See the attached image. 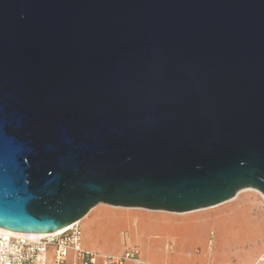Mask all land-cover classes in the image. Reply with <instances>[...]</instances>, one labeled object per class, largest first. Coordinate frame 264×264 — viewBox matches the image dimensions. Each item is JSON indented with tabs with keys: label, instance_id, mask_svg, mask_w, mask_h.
<instances>
[{
	"label": "water",
	"instance_id": "1",
	"mask_svg": "<svg viewBox=\"0 0 264 264\" xmlns=\"http://www.w3.org/2000/svg\"><path fill=\"white\" fill-rule=\"evenodd\" d=\"M264 195V0H0V228L96 205Z\"/></svg>",
	"mask_w": 264,
	"mask_h": 264
},
{
	"label": "rangeland",
	"instance_id": "2",
	"mask_svg": "<svg viewBox=\"0 0 264 264\" xmlns=\"http://www.w3.org/2000/svg\"><path fill=\"white\" fill-rule=\"evenodd\" d=\"M240 197L245 198L233 209L221 210L227 205L224 204L185 215L144 208L114 210L112 207L115 206L100 203L81 219V246L91 252L109 255H121L135 249L150 264H254L264 254V239L260 241V236L264 235V207L261 206L264 202L254 191H243ZM149 216L162 227L140 231L143 239L138 240V230L132 223L134 219ZM225 222L229 224L227 229ZM189 223L197 224L198 242L176 232L178 225ZM97 225L107 227L112 244L105 243L104 236L92 234ZM220 253H226L224 260L219 258ZM73 262L70 253L65 264Z\"/></svg>",
	"mask_w": 264,
	"mask_h": 264
},
{
	"label": "built area",
	"instance_id": "3",
	"mask_svg": "<svg viewBox=\"0 0 264 264\" xmlns=\"http://www.w3.org/2000/svg\"><path fill=\"white\" fill-rule=\"evenodd\" d=\"M81 240L79 222L63 232L36 239L0 232V264H65L70 253L73 264H150L135 249L121 255L98 254L83 249Z\"/></svg>",
	"mask_w": 264,
	"mask_h": 264
},
{
	"label": "bare ground",
	"instance_id": "4",
	"mask_svg": "<svg viewBox=\"0 0 264 264\" xmlns=\"http://www.w3.org/2000/svg\"><path fill=\"white\" fill-rule=\"evenodd\" d=\"M243 191H254L256 192L257 194H259L260 198L262 199V201L264 202V195L259 191V190H256V189H253V188H247V189H244L242 190L238 196L234 199H231L225 203H222L220 205H216V206H213V207H209V208H204V209H199V210H194V211H190V212H185V213H168V214H180V215H185V214H190V213H195V212H201V211H204V210H209V209H215V208H218L219 206L221 205H224V204H227L223 209L221 210H229V209H233L234 207H237L241 204L242 200L245 198V197H240L241 193ZM262 207H264V204L261 205ZM120 207H112V209L114 210H118ZM153 216H149V218H142V219H134L133 223L132 224H135L134 226H136L137 230H138V240H142L143 239V235L140 234V231H148V230H153L155 229L156 227H162V226H158L159 223L157 222H154L153 219H152ZM232 221H234V217L232 218ZM80 224L83 222V220H80L78 221ZM69 226L61 229V230H58L56 232H54V234L56 233H60V232H63L65 231ZM229 227V224H227V222L224 223V228L227 229ZM103 228V229H101ZM178 228L176 230V232L180 235V236H188L190 238H192V242H198V239H199V235H198V228H197V224L196 223H189V224H181V225H178ZM0 232H8V233H11V234H14V235H17V236H25V237H28V238H32V239H36V238H42L44 236H47L48 233H40V234H34V233H18V232H12V231H8V230H4V229H1L0 228ZM92 234H97V235H102L104 236V240H105V243L107 244H112V239L111 236L109 235V233L107 232V227H99V225L95 226L94 227V230H92ZM264 239V235L262 237V235L260 236V241ZM225 256H226V253H220L219 254V258L221 260H224L225 259ZM254 264H264V254L256 261V263Z\"/></svg>",
	"mask_w": 264,
	"mask_h": 264
}]
</instances>
